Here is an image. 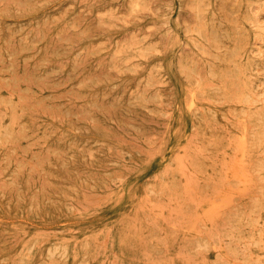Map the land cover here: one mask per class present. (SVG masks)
<instances>
[{
    "label": "rangeland",
    "instance_id": "374dc122",
    "mask_svg": "<svg viewBox=\"0 0 264 264\" xmlns=\"http://www.w3.org/2000/svg\"><path fill=\"white\" fill-rule=\"evenodd\" d=\"M263 78L264 0H0V264H264Z\"/></svg>",
    "mask_w": 264,
    "mask_h": 264
},
{
    "label": "bare ground",
    "instance_id": "6f19581e",
    "mask_svg": "<svg viewBox=\"0 0 264 264\" xmlns=\"http://www.w3.org/2000/svg\"><path fill=\"white\" fill-rule=\"evenodd\" d=\"M245 75V74H244ZM263 80H264V78H263ZM264 82V81H263ZM260 83V82H259ZM260 85H262V83L260 84ZM259 86V85H258ZM264 88V87H263ZM264 97V96H263ZM245 98V97H244Z\"/></svg>",
    "mask_w": 264,
    "mask_h": 264
}]
</instances>
